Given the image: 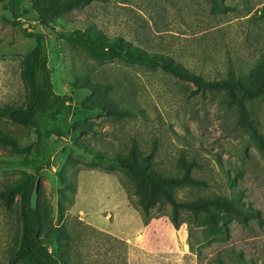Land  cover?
Instances as JSON below:
<instances>
[{"label":"rangeland","instance_id":"obj_1","mask_svg":"<svg viewBox=\"0 0 264 264\" xmlns=\"http://www.w3.org/2000/svg\"><path fill=\"white\" fill-rule=\"evenodd\" d=\"M5 5L0 135L19 150L0 145V264H31L9 261L20 228L11 191L33 173L35 138L6 113L30 99L34 43L21 37ZM17 16L45 36L52 88L71 107L66 120L46 126L49 166L31 197L38 235L62 264H264V97L197 89L117 58L98 62L75 42L92 29L106 41L167 56L205 81L241 85L264 65V0H87L44 25L24 0ZM148 153L150 175L178 180L164 187L174 201H207L208 211L179 209L174 229L172 207L157 196L144 226L132 195L136 180L116 158L139 161Z\"/></svg>","mask_w":264,"mask_h":264},{"label":"trees","instance_id":"obj_2","mask_svg":"<svg viewBox=\"0 0 264 264\" xmlns=\"http://www.w3.org/2000/svg\"><path fill=\"white\" fill-rule=\"evenodd\" d=\"M4 1L14 24L18 26L21 37L34 43L27 68V78L31 89L30 99L23 109L12 108L6 113V117L11 123L29 126L33 130L35 138L33 144V173L24 174L11 191L17 194V214L20 228L18 245L12 251L9 261L13 263L16 260L27 259L31 264H62L59 256L50 250L38 235L36 230L37 217L31 207V197L37 188V174L49 166L50 149L46 142V126L57 118L66 120L71 114V107L66 104V98L55 93L52 88L45 36L41 32L27 31L17 21L18 6L24 0H0V2ZM28 1L31 9L37 14L40 24L44 25L49 20L57 18L70 5L86 2L87 0ZM75 42L87 56L98 62L117 58L126 63L141 64L150 68L158 67L179 80L192 83L197 89L222 88L231 96H233L234 89H236L241 94L248 96L260 94L264 97V65H261L259 75H257L258 73H249L242 79L243 83L241 85L239 81H205L199 75L187 71L167 56L145 55L141 50L123 45L120 39H115L110 43L92 29L86 30L79 39H75ZM0 145L9 147L14 151L19 150L18 142L5 135H0ZM151 156L152 153H148L139 161H136L134 156L128 159L116 158L117 163L136 180L132 195L136 197L144 226L153 218L150 215V210L157 196L172 207L169 221L174 229L179 227V209L208 211V205L211 203L207 201L196 204L174 201L164 187L176 183L178 180L150 175L147 171L150 167L149 160ZM53 232L57 234L58 230L55 229Z\"/></svg>","mask_w":264,"mask_h":264}]
</instances>
